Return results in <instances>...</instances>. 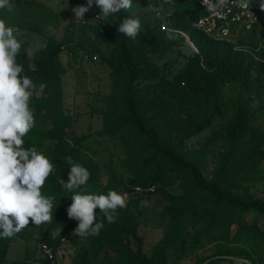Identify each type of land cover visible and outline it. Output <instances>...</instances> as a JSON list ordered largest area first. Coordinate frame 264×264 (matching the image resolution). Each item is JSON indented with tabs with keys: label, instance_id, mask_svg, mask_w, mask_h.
<instances>
[{
	"label": "trees",
	"instance_id": "16d2710c",
	"mask_svg": "<svg viewBox=\"0 0 264 264\" xmlns=\"http://www.w3.org/2000/svg\"><path fill=\"white\" fill-rule=\"evenodd\" d=\"M70 1L72 9L77 0ZM9 2L11 11L0 9L7 26L27 30L31 27L27 21L41 14L34 2ZM262 3L253 0L264 15ZM133 4L114 13V27L101 24L99 45L85 50L108 68L111 82L98 132L71 134L73 117L66 111V68L61 62L65 39L48 38L33 56L22 48L17 56V63L24 66L21 75L30 77L37 88L29 101L35 123L23 137V147H35L53 165L40 190L53 198L52 221L41 242L57 250L67 237L73 247L71 264H172L188 257L195 259L194 264H217L226 261L225 256L264 264V231L248 220L253 212L264 216V129L254 124L250 110L253 103L264 109V33L262 43L254 44L262 45L254 55L244 49L242 40L234 43L199 30L196 22L203 11L196 2L192 13L176 9L171 14L166 2L159 8L164 23L144 11L146 17L133 40L117 31L124 19L137 18ZM69 15L70 25H75L72 11ZM173 54V59L166 58ZM32 64L37 66L35 72L29 68ZM41 83L46 85L43 91ZM228 87L239 88L237 106L229 117L224 101ZM93 135L113 141L123 157L101 164L98 150L89 144ZM214 145H219L218 153ZM68 156L90 172L87 184L72 192L58 184L60 177L68 179ZM257 186L261 196L252 190ZM109 190L129 194L125 206L116 209V222L108 223L97 208L94 212L104 223L100 234L87 239L73 235L78 221L69 219L66 211L72 195H107ZM153 223L163 235L147 252L140 229ZM37 234L30 220L20 233L0 238V264H31L28 255L13 263L5 258L14 243L23 240L31 245ZM205 247L212 254L204 258L200 252ZM38 249L34 244L26 253L33 257Z\"/></svg>",
	"mask_w": 264,
	"mask_h": 264
},
{
	"label": "clouds",
	"instance_id": "9594fccd",
	"mask_svg": "<svg viewBox=\"0 0 264 264\" xmlns=\"http://www.w3.org/2000/svg\"><path fill=\"white\" fill-rule=\"evenodd\" d=\"M226 2L219 0L221 5ZM207 3L208 0H203V4ZM94 4L101 10L99 16L107 17L121 9H130L133 0H87L86 5L73 7L71 11L77 18L83 19ZM12 7L9 0H0V9L11 11ZM261 9L264 10V3ZM140 28L139 18H126L118 25L117 31L135 40ZM14 31L0 19V238L20 233L30 220L34 225L50 223L53 207V198L41 195L40 191L52 173L53 165L35 147H23V137L35 123L29 101L37 88L30 77L21 75L24 66L17 63V56L21 54L22 45ZM167 38L172 36L169 34ZM29 68L33 72L37 70L35 64L29 65ZM45 86L41 83L39 91H43ZM66 160L70 165L68 179L65 181L60 177L58 184L63 190L72 192L87 184L90 172L74 163L71 156ZM126 195L115 190H109L107 195L74 193L73 202L66 210L69 219L78 221L73 235L83 239L98 236L104 223L98 220L99 215L94 210L99 208L108 223H115L116 209L125 206ZM60 233L58 231L57 234Z\"/></svg>",
	"mask_w": 264,
	"mask_h": 264
},
{
	"label": "rangeland",
	"instance_id": "374dc122",
	"mask_svg": "<svg viewBox=\"0 0 264 264\" xmlns=\"http://www.w3.org/2000/svg\"><path fill=\"white\" fill-rule=\"evenodd\" d=\"M27 2H34L40 6L38 10L41 14L35 20L27 21L29 27L27 30L22 29L19 25H10L19 30L15 32V36L22 45L29 57L45 46L48 38H54L61 42L65 39L66 50L61 56V62L66 68L64 75V96L66 111L73 117V127L71 134L74 136H82L89 132H98L102 129V115L101 112L107 107L106 99L110 93L111 82L109 78L108 68L97 61L96 55L86 53L85 50L95 49L99 45L98 30L101 24L108 27H114L116 16L109 14L107 17L99 16L101 10L95 4L92 9L84 16L83 19L77 18L74 15L73 21L75 25H70L71 17V1L70 0H26ZM157 5L161 8L163 4L168 2L167 13L171 14L176 9L187 10L192 13L196 9L194 0H159ZM87 4V0H77L76 6ZM75 6V7H76ZM133 6L136 9V17L140 22L144 19V11H149L152 17H155L154 11L151 10L145 0H138L134 2ZM160 10V9H159ZM164 17V14L161 13ZM191 15V14H190ZM99 16V17H97ZM156 18V17H155ZM157 19V18H156ZM4 20V19H3ZM154 20V19H153ZM7 25V19L4 20ZM30 22V23H29ZM27 25V26H28ZM262 29L254 27L238 28L233 30L231 35L227 38L231 42L237 43L239 40L245 42L244 49L249 53L257 55L260 47L254 44L262 43ZM188 44L194 48L193 44ZM107 54V50L104 48ZM190 52L187 50L186 53ZM176 56H167L166 58L173 59ZM167 59H162L164 63ZM239 93L238 87H228L224 93V101L226 103L227 117H229L236 108V98ZM252 120L258 127L264 129V109L259 103H253L250 106ZM204 139V135L199 137L200 144ZM193 142L190 146H193ZM89 144L98 150L97 160L101 164L108 163L113 157L116 162L123 157V152L120 148L114 146L113 141L107 138L93 135L89 139ZM216 153L219 152V145L213 146ZM209 166H211V158L209 159ZM118 173L119 167H116ZM104 176L108 177V172L104 168ZM175 181V187L177 188ZM252 190L261 196V186L253 187ZM250 222H257L264 231V216L251 213L248 216ZM38 229L37 239L28 245V242L18 240L9 250L5 261L15 262L28 259L30 262L36 261L38 252L32 257V254H27L26 249L31 248L34 244L38 247L41 242L42 233L48 227V223L36 225ZM236 229V228H234ZM140 233L146 239V251L149 252L151 247L162 238V231L156 227V223L151 226H141ZM61 247L60 264H71L73 259V247L69 240ZM39 251V249H38ZM212 254L210 247H205L201 250L200 256L207 257ZM28 255V256H27ZM102 256L97 262H101ZM195 259L188 257L181 262H172V264H194ZM217 264H244L241 262L223 261Z\"/></svg>",
	"mask_w": 264,
	"mask_h": 264
},
{
	"label": "built area",
	"instance_id": "2783aa9c",
	"mask_svg": "<svg viewBox=\"0 0 264 264\" xmlns=\"http://www.w3.org/2000/svg\"><path fill=\"white\" fill-rule=\"evenodd\" d=\"M155 1L157 0H145L147 6L154 11L155 17L164 23V17ZM195 2L203 11V15L196 22V27L206 34L227 39L233 30L246 27L261 28L264 33V15L260 14L258 8L253 5V0H227L222 5L219 0H208L207 4H203V0H195ZM13 28L15 34L19 29ZM126 194L125 201L129 198V194ZM65 242L67 237L62 239V243ZM61 254V247L55 250L49 244L40 242L36 261L31 264H43L42 260H48L52 264L57 261V264H60Z\"/></svg>",
	"mask_w": 264,
	"mask_h": 264
},
{
	"label": "water",
	"instance_id": "95a60500",
	"mask_svg": "<svg viewBox=\"0 0 264 264\" xmlns=\"http://www.w3.org/2000/svg\"><path fill=\"white\" fill-rule=\"evenodd\" d=\"M188 40L189 39H187V41ZM189 42H191V41L189 40ZM191 44H192V42H191ZM224 259L228 260V261H233V262H241V263H244V264H252L249 260L241 258V257H237V256H225Z\"/></svg>",
	"mask_w": 264,
	"mask_h": 264
},
{
	"label": "crops",
	"instance_id": "0c3cea01",
	"mask_svg": "<svg viewBox=\"0 0 264 264\" xmlns=\"http://www.w3.org/2000/svg\"><path fill=\"white\" fill-rule=\"evenodd\" d=\"M15 244V243H14ZM30 262V261H29ZM8 263V262H7ZM10 263H13V262H10ZM30 263H32V262H30Z\"/></svg>",
	"mask_w": 264,
	"mask_h": 264
}]
</instances>
